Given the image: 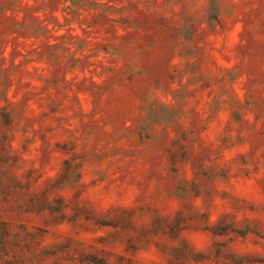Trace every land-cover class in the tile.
Listing matches in <instances>:
<instances>
[{"label":"rangeland","instance_id":"1","mask_svg":"<svg viewBox=\"0 0 264 264\" xmlns=\"http://www.w3.org/2000/svg\"><path fill=\"white\" fill-rule=\"evenodd\" d=\"M0 264H264V0H0Z\"/></svg>","mask_w":264,"mask_h":264}]
</instances>
